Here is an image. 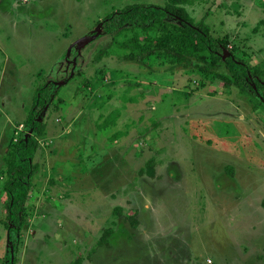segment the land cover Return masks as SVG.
I'll list each match as a JSON object with an SVG mask.
<instances>
[{
  "label": "rangeland",
  "instance_id": "374dc122",
  "mask_svg": "<svg viewBox=\"0 0 264 264\" xmlns=\"http://www.w3.org/2000/svg\"><path fill=\"white\" fill-rule=\"evenodd\" d=\"M234 1L228 13L185 8L226 56L264 71V0L257 12ZM166 2L0 0V264H264V87H225V60L213 81L201 54L145 56L165 35L104 24ZM46 84L31 214L17 234L4 225L7 153Z\"/></svg>",
  "mask_w": 264,
  "mask_h": 264
},
{
  "label": "trees",
  "instance_id": "16d2710c",
  "mask_svg": "<svg viewBox=\"0 0 264 264\" xmlns=\"http://www.w3.org/2000/svg\"><path fill=\"white\" fill-rule=\"evenodd\" d=\"M207 1L209 0H167L164 6L134 4L112 13L104 20V24L116 33L130 28L148 33L156 31L165 35L167 41L159 38L155 46L143 50L142 53L145 56L165 50L167 55L176 58V61L181 63L184 56L194 57L201 54L202 58L200 59L205 63L201 71L205 78L209 77L211 79L212 70L218 69L220 63L225 60V67L230 76L222 74L219 76L225 81V87L234 85L243 93H250L249 90L253 92L255 88H263V69L258 65L253 66L246 63L232 52L229 56H226L223 51L222 40L215 38L211 34L210 27L204 22L194 23L185 8ZM171 20L179 23L174 24L173 30L166 24ZM129 59H133V57ZM214 79L212 80L214 81ZM49 98V84L37 90L33 109L24 124V127L28 130V135L19 138L16 142L12 141L7 153L5 171L7 180L4 191L8 200L4 225L17 234L22 232L31 214L29 199L32 192L33 177L38 169V165L34 161L40 148L39 138H42L46 133V124L38 120L37 113L47 105ZM119 116V112L112 113L108 118L109 123L116 124ZM122 135L123 133H119V136ZM132 224L135 227L138 226L137 222ZM111 233L112 230H107L104 233L99 246L109 244L108 238ZM73 264H82V262L78 260Z\"/></svg>",
  "mask_w": 264,
  "mask_h": 264
},
{
  "label": "crops",
  "instance_id": "0c3cea01",
  "mask_svg": "<svg viewBox=\"0 0 264 264\" xmlns=\"http://www.w3.org/2000/svg\"><path fill=\"white\" fill-rule=\"evenodd\" d=\"M245 1H249L250 2V6L253 7L254 9L252 11L257 12L255 8H257V10L260 9V7L262 6L261 4H259L256 0L255 1H250V0H241V2H245ZM236 4L235 6H238V2L239 0L234 1ZM204 6L207 5V7H212L211 10H216V12H221V9L224 10L222 12H229L231 11L228 7H233V0H209L206 3H203ZM260 6V7H259ZM263 8V6H262ZM221 12V13H222ZM211 20V18H210ZM214 20V19H212ZM213 35V34H212ZM159 77L162 76V73H156ZM5 77V74H4ZM169 261H172L171 259H167Z\"/></svg>",
  "mask_w": 264,
  "mask_h": 264
},
{
  "label": "built area",
  "instance_id": "2783aa9c",
  "mask_svg": "<svg viewBox=\"0 0 264 264\" xmlns=\"http://www.w3.org/2000/svg\"><path fill=\"white\" fill-rule=\"evenodd\" d=\"M23 1H28V0H23Z\"/></svg>",
  "mask_w": 264,
  "mask_h": 264
}]
</instances>
